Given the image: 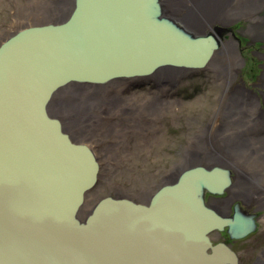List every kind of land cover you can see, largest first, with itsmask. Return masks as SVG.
<instances>
[{
    "label": "water",
    "instance_id": "water-1",
    "mask_svg": "<svg viewBox=\"0 0 264 264\" xmlns=\"http://www.w3.org/2000/svg\"><path fill=\"white\" fill-rule=\"evenodd\" d=\"M217 46L214 33L193 35L166 14L163 0H75L66 19L0 43V264H239L211 233L229 226L243 237L252 216L242 223L238 209L224 217L206 202L231 184L229 169L191 166L147 203L105 195L82 219L101 165L49 110L69 84L199 69Z\"/></svg>",
    "mask_w": 264,
    "mask_h": 264
},
{
    "label": "rangeland",
    "instance_id": "rangeland-1",
    "mask_svg": "<svg viewBox=\"0 0 264 264\" xmlns=\"http://www.w3.org/2000/svg\"><path fill=\"white\" fill-rule=\"evenodd\" d=\"M24 1L30 2V0H0V26L8 24L10 16L15 12H20V7L23 6ZM57 1V10L54 11V14L52 12L44 15L45 17L34 16L35 18L37 17L40 19L32 18L31 22L28 23L27 21V23L23 24L19 29L28 25L42 24L52 21L59 22L66 19L68 16L63 13V1ZM64 2L71 6L69 3L70 0H65ZM166 14L173 17L167 12ZM251 22V19L241 18L236 20L232 26L230 25L233 29V33H230L228 39L232 37L233 40L238 39L236 44L242 58L238 71L232 72V83L229 87L231 89V95L236 92L233 96L238 100L241 99L238 92L242 90V87L256 92L260 95L261 99H263L264 78L262 77V73L264 64V39H255L250 32L247 31L251 26ZM221 24L222 23L216 22L214 26L218 25V28L224 30L222 35L225 37L228 34L226 28H229L230 26ZM214 34L217 35L218 32L214 30ZM8 36L5 34L3 39L0 38V43ZM192 70L194 71H177L175 73L176 77L172 80L174 84L161 82L158 87L149 82V78L143 79L142 87L136 85L137 87H131L128 89L127 87L130 84L127 82L124 84L121 83L119 86H123V88L121 87L122 89H119L120 93L122 90H124V92H130L123 94L117 93L120 94L119 99L114 98V94L116 93L110 94L109 97L106 92L96 91L105 90L104 88L99 89L96 85L85 83H72L58 91V93L62 92V98L65 99L62 101L63 107L60 108L58 104L51 102L49 106L51 114L59 116L62 119L65 129L75 140L93 145L98 150L102 161L98 183L87 193L85 202L79 213L82 219L90 213L97 201L105 195H130L140 201H146L162 182L173 181L176 179L177 176H174L173 174L175 173L173 172L175 169L173 167H177L178 171H176V173L178 172L177 174H179L184 168L197 165L201 160H215L214 157L216 156V152H218L219 155H226L229 153L228 148H226V150L217 149L219 147L218 139L220 140L221 137L218 136L217 139L216 136L220 132V129L218 128L217 130L212 131V125L218 117L216 115L217 106L219 99L221 98L220 95L222 94L219 80L217 76L213 75L211 69L201 68L199 70ZM164 84H166V87L162 86ZM67 90H80L81 92H84L85 90L84 93L89 92L90 94L88 93V96L93 97L94 99L110 100L109 104H114L115 101L120 100V103L124 104L123 107L127 112L133 111L134 108H127L126 97H131L134 93L135 95L133 97L139 98L136 94L142 95L140 97H144L143 95L147 96L152 93L155 94L161 92V95H159L162 98H167L169 102H173L175 108L172 111H168L167 107L163 113L161 112L160 114L158 112L157 116H154V119L148 117L145 122V124H147L146 127L143 126L139 130L135 125L138 114L135 115V113H132L131 115H127V118L133 117L131 121L135 127L132 131L124 132L122 137L119 135V139L116 138V140L119 142L122 138H126L130 143H125L122 147L114 146L113 152H109L108 145H105L104 143L108 144L110 141H114V138L110 135V137H104L101 139L102 137L100 135L94 134L93 132L96 129V126L92 122L89 123L90 127L88 125L83 127L84 134L81 133V135H79L80 133H76L73 130L71 125L74 121H72L68 115V111H66L68 108L65 107L66 109H64V106L66 105L64 93ZM248 98H250V95ZM142 106L148 105L142 103ZM63 111L66 112L63 113ZM89 113L86 112V114H81V117L87 118L85 119V123H88V115H93L92 117H89L90 119L93 120L94 118L93 112ZM98 113L101 116L95 115L98 116L97 119H102L101 123L106 124V113ZM113 120L115 122L119 121L117 118H113ZM102 126L103 125H101V127ZM196 135H200L201 143L204 148H200L199 145L200 152L191 153L189 156L187 151L192 150L190 149V141H192ZM139 137L140 141H143V143L139 142ZM251 152L257 154V151L254 150H251ZM252 153L249 152V156L253 155ZM156 156L158 157L155 158ZM218 158L220 157L218 156ZM237 158L238 157L236 156L234 159ZM126 160L127 163L125 162L126 164H124L123 161ZM121 162H123V164ZM121 166L127 170L126 173H120V169L118 168H122ZM171 168H173L171 171L172 173L170 172ZM242 170L243 171H240V175H244L245 178H247V181H253L254 183L258 179V176L245 172L250 171L248 167L243 168ZM262 226L264 228V222H262ZM211 236L216 237L217 233L212 232ZM255 239L258 240L257 235H251L250 239H238L235 243L236 248L239 250L247 248ZM215 240H217V238Z\"/></svg>",
    "mask_w": 264,
    "mask_h": 264
},
{
    "label": "bare ground",
    "instance_id": "bare-ground-1",
    "mask_svg": "<svg viewBox=\"0 0 264 264\" xmlns=\"http://www.w3.org/2000/svg\"><path fill=\"white\" fill-rule=\"evenodd\" d=\"M62 1L63 13L69 15L71 12L69 9L70 6L64 2L65 0ZM27 2L29 1H24L23 6L20 7L19 13L15 12L10 16L8 24L0 26V38L3 39L5 34L8 36L11 32L21 28V26L27 23V21L28 23L31 22L32 18L40 19L37 17L35 18L34 16L45 17L44 15L52 12L54 14V11L57 10V0H30L29 3ZM163 6L167 13L172 15L175 20L181 23L183 27L193 35L205 36L210 32L214 33V30L218 32V25L214 26L216 22L232 26L236 20L247 18L252 21L251 26L247 31L250 32L255 39H264V0H163ZM231 26L226 28L228 33L227 36L223 37L219 32L217 35L215 34L218 46L213 50L206 65L201 67L211 69L213 75L217 76L221 86L222 94L220 95L221 98L219 99L216 112L218 117L212 125V131L217 130L218 128L220 129L216 138L218 139L219 136L221 139H218L219 147L216 148L219 150H226V148H228L229 153L226 155H219V153L216 152V156L214 157L215 160H201L197 164L207 166L208 168H213L215 166L224 167L229 170L233 168L236 171V175L232 181L235 185L230 188L231 190L228 200L217 203L216 207L212 206L218 214L222 215L224 209L231 207V201L234 203L239 199L242 205L249 207L253 213H258L261 222H264V91L262 93L263 99H261L260 95L256 92L244 87L238 92L241 98L240 100L233 96L236 92L231 95V89L229 88L232 83L231 75H233L232 72L238 71L239 64L242 61L240 51L236 44L238 39L233 40V37L228 39L230 33H233ZM182 70L194 71L191 68L166 69L149 75L148 80L156 87H158L161 82L174 84L172 80L176 77L175 73ZM262 77L264 78V64ZM142 81L143 79H125L122 82L115 81L106 84L92 85H96L99 89L104 88L105 90L96 91L106 92L109 97L110 94L116 93L114 94V98L119 99L120 94L130 92H124V90H122L120 93V90L123 88V86H119L121 83L124 84L127 82L130 84L127 87L129 89L137 86L142 87ZM162 86L166 87V84ZM58 91L54 94L51 102L58 104L61 108L63 107L62 101L65 99L62 98V92L58 93ZM84 92H81L80 90H67L64 93V97L66 98L64 109H66L65 107L68 108L66 111H68V115L72 121H74L71 126L76 133H80L79 135H81L84 131L83 127L86 125L89 126V123L92 122L96 126V129L93 132L94 134L100 135L102 137L101 139L104 137H110V135L114 138V141H110L108 144L103 142L105 145H108L109 152H113L114 146L122 147L125 143H130L126 138H122L119 142L116 140V138L119 139V135L122 137L124 132L132 131L135 127L131 121L133 117L127 118V115H131L132 113H135V115L138 114L135 125L139 130L143 126L146 127L147 124H145V122L148 117L154 119V116H157L158 112L160 114L161 112L163 113L167 107L168 111H172L175 108L173 102H169L167 98H162L160 96L161 92L155 93L156 95L154 93L147 96L143 95L144 97H140L142 95L136 94L139 98L133 97L135 93L132 94L133 96L131 97H126L125 100L128 107L125 106L129 109L134 108L133 111L130 112L126 111L123 107L124 104L120 103V100L115 101L114 104H109L110 100H97L88 96L89 92ZM249 95L250 98H248ZM142 103H146L148 106H142ZM66 111H63V113ZM86 112H93L94 114L93 120L89 118L93 115H88V123H85V119L87 118L81 117V114H86ZM98 112L106 113V124L101 123L102 119H97L98 116H101ZM113 118H117L120 122H115ZM101 125L103 126L101 127ZM139 142L143 143V141H140V137ZM199 145L200 148H204L201 143L200 135H196V137L190 141V149L192 150L187 151L188 155L190 156L191 153L200 152ZM251 150L257 151V154H253ZM249 152L253 155L249 156ZM137 155L139 156L138 153ZM218 156L221 159L218 158ZM236 156L238 158L234 159ZM123 162L126 164L127 160ZM123 162L121 163L123 164ZM189 167L191 166L184 168V170ZM247 167L250 171L245 172L258 176V179L254 183L253 181H247V178H245L244 175H240V171H243L242 169ZM173 168L175 169L173 170ZM173 168H171L170 172L173 170V172H175L173 173L174 176H179L181 172L177 174V167L175 166ZM118 169H120V173L122 174L127 171L123 167ZM100 171L101 166L99 173ZM240 214L242 223L248 222L246 216L249 218L252 216L247 212H240ZM225 227H228L229 229V226ZM217 233L219 235V232ZM234 239H239V237ZM236 255L238 256L237 253ZM262 259L264 261V255H262Z\"/></svg>",
    "mask_w": 264,
    "mask_h": 264
},
{
    "label": "flooded vegetation",
    "instance_id": "flooded-vegetation-1",
    "mask_svg": "<svg viewBox=\"0 0 264 264\" xmlns=\"http://www.w3.org/2000/svg\"><path fill=\"white\" fill-rule=\"evenodd\" d=\"M69 3L71 4L69 9L72 10L73 5H74V0H70ZM66 16H68V15L66 14ZM18 30L19 29L13 31L12 33L17 32ZM90 146H92V148L94 149V151H95V153L97 155V158L99 159L100 165H101L102 161L100 160L101 157L99 155L98 150L93 145H90ZM157 157L158 156H156V158ZM229 171H230V175H231V181H233V179H234V177L236 175V171L233 168H231ZM171 182L172 181L162 182L157 187V189L159 187H161L162 185L168 184V183H171ZM234 185H235V183L232 182L222 194H212L210 192H207V194H206V202H207V204L209 206H211V207L212 206L216 207L217 203H219L221 201H224V200H228V197L230 196V190H231L230 188H232ZM156 190H154V192ZM118 197H129V198H131V199H133L135 201L146 202L147 203L151 196L146 201H140V200H138L135 197L130 196V195L129 196L128 195H120ZM232 203L233 202L231 201V207H228V208L224 209V212H223L222 215L226 216V217H233L235 215L237 209L240 212H244V213L247 212L249 215H252V219L255 222V228L253 229V231H251L250 233L246 234L245 236H243L241 238L239 237V239H243V238L250 239L251 235H253V236L257 235L258 236V240L255 239L253 241V243L250 244L247 248H242V249L239 250V249L236 248V244H235L238 239H234L233 237H231V234L229 232L228 227H225L222 231L221 230H217L216 231V233L219 232V235L217 233V236H216L217 240H215L216 239L215 237L211 236L212 240H214L213 242L214 243L227 242L232 247V249L238 254V256H239V264H264V261L262 259V255H264V228H262V222H261V219H260V215L258 213H253V211L249 207H247L245 205H242L240 203L239 199L236 202H234L233 204ZM242 252H243V254H242Z\"/></svg>",
    "mask_w": 264,
    "mask_h": 264
}]
</instances>
